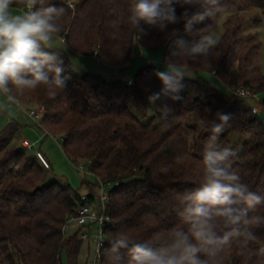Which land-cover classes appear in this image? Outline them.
Here are the masks:
<instances>
[{
    "label": "trees",
    "instance_id": "1",
    "mask_svg": "<svg viewBox=\"0 0 264 264\" xmlns=\"http://www.w3.org/2000/svg\"><path fill=\"white\" fill-rule=\"evenodd\" d=\"M48 3L68 8L58 35L67 47L91 54L100 65L127 68L138 45L162 48L164 57L169 55L171 40L155 27L144 25L145 34L137 39L127 22L129 0H45ZM251 9L259 12L255 21L264 19V0H220L211 21L194 26L211 23L213 27L222 11H232L223 24L220 44L206 60L186 68L182 100H158L159 110L150 117L148 96L162 87L154 73L163 70L153 62L141 66L131 81L107 80L99 73L77 72L65 52L57 49L63 53L65 75L70 77L66 87L57 90L55 97L42 87L21 98L20 103L28 107L44 105L41 126L57 133L72 163H87L95 178L118 182L109 190L111 220L99 264H108L105 250L114 233L124 231L137 241H149L153 232L179 224L173 209L177 195L199 179L210 132L198 121L202 116L212 118L208 109L212 114L222 110L231 115L219 144L237 150L231 168L252 191L264 196V98L257 103L263 117L250 104L264 92L261 45L256 36L244 34L246 21L240 16ZM182 11L177 8V14ZM173 28L179 29L180 37L190 39L183 22L170 25L169 31ZM189 72L214 74L232 94L198 75L187 77ZM240 88L254 95L241 97L235 93ZM164 104L173 110L167 126L160 111ZM9 141L10 137L0 138V264H62L63 256L66 264H78L84 241L78 230L66 236L64 228L74 214L80 190L56 178L45 180L51 166L44 168L26 148H8ZM82 184L94 188V183L83 180ZM255 214L264 215V204L249 211L250 216ZM253 230L257 240L251 243V251L242 256L233 243L221 253V264H257L254 252L264 246V227ZM121 254L126 261L127 254L123 250Z\"/></svg>",
    "mask_w": 264,
    "mask_h": 264
},
{
    "label": "clouds",
    "instance_id": "2",
    "mask_svg": "<svg viewBox=\"0 0 264 264\" xmlns=\"http://www.w3.org/2000/svg\"><path fill=\"white\" fill-rule=\"evenodd\" d=\"M220 0H129L127 22L137 39L145 34L144 25L166 33L171 40L164 69L155 71L162 87L148 96L149 104L166 98L182 100L180 95L186 68L206 60L219 44L211 21L219 11ZM183 11L177 14V8ZM22 9V10H17ZM196 9V11H190ZM68 8L45 0H0V97L19 105L21 98L37 89H46L55 97L70 78L65 75L63 53L56 49L55 38L62 32V20ZM183 22L184 33L170 25ZM131 83V82H130ZM166 122L172 113L168 104L160 107ZM200 127L210 132L205 142L199 179L190 190L177 195L173 209L179 224L155 231L149 241H137L127 232L118 231L109 239L108 264H221V253L235 243L246 256L257 240L253 229L264 227V215H249L264 196L250 189L230 160L237 150L219 144L220 136L232 119L217 110H206ZM198 113V111H197ZM102 247V242H101ZM127 254V260L121 254ZM257 264H264V246L254 252Z\"/></svg>",
    "mask_w": 264,
    "mask_h": 264
},
{
    "label": "rangeland",
    "instance_id": "3",
    "mask_svg": "<svg viewBox=\"0 0 264 264\" xmlns=\"http://www.w3.org/2000/svg\"><path fill=\"white\" fill-rule=\"evenodd\" d=\"M77 0H69L73 3ZM73 8V4H69ZM22 10V9H17ZM231 10H224L220 13L216 24L212 27L213 34L220 39L224 31V22L231 14ZM241 18L246 21L243 27V32L247 36H256L261 45L259 67L264 71V19L255 21L258 18L259 12L257 9H251L240 13ZM55 47L65 52L66 57L72 62L77 72H94L103 75L107 80H127L131 81L135 72L147 62H153L158 67L164 69V50L162 48L149 49L145 47H136L135 56L129 66L125 69L119 67L102 64L91 54H78L70 50L64 41L57 36L55 38ZM203 79L211 81L220 91L226 94H232L231 90L222 83L219 78L212 73L199 72L197 74ZM195 73H187V77L196 78ZM264 98V92L257 94L256 97L250 100L251 105H256L259 109L258 114L263 117L257 103ZM36 106V104L30 105ZM27 104H9L4 98L0 97V138L10 137L8 148H21L20 142L27 139L35 142L32 150L25 149L29 155H34L37 149H40L48 158L50 168L46 169V179L56 178L61 182H67L73 188L79 189L80 193H88L89 188L86 184H82L83 180L94 183L96 178L89 172L88 164L84 163L83 169L72 163L69 157L65 154L61 146L60 138L57 133H53L46 129L48 133L43 135L42 128L31 120L26 110ZM159 108L156 104H150L148 117L155 115ZM78 226L75 223H70L64 228L66 236L73 234ZM94 253V245L83 242L80 247L78 264H90ZM62 264H66L65 256L62 258Z\"/></svg>",
    "mask_w": 264,
    "mask_h": 264
},
{
    "label": "built area",
    "instance_id": "4",
    "mask_svg": "<svg viewBox=\"0 0 264 264\" xmlns=\"http://www.w3.org/2000/svg\"><path fill=\"white\" fill-rule=\"evenodd\" d=\"M235 93L241 97L254 95L250 90L245 88H240L235 91ZM251 109L254 113L259 111L256 105H252ZM26 110L31 120H33L35 124L42 127L41 121L45 112L44 105L29 106L26 107ZM42 130L43 135L48 134V131H46L43 127ZM21 144L23 148L32 150L35 142L23 139ZM34 156L44 168L50 167L48 158L40 149L35 151ZM76 165H78L80 169H83L84 162H79ZM117 184L118 182L115 181H105L100 178H96L94 188L90 189L88 193L80 195L78 204L74 209V214L68 218L65 224V227H67L70 223L77 224L79 239L87 242L88 244L92 243L94 245L93 257L90 261L91 264H99L101 250L107 241L106 226L111 220L108 212L109 190Z\"/></svg>",
    "mask_w": 264,
    "mask_h": 264
},
{
    "label": "crops",
    "instance_id": "5",
    "mask_svg": "<svg viewBox=\"0 0 264 264\" xmlns=\"http://www.w3.org/2000/svg\"><path fill=\"white\" fill-rule=\"evenodd\" d=\"M40 140V137H38V139L36 140V141H39ZM35 141V142H36ZM21 142H22V140H21ZM21 142H20V146L22 147V144H21ZM23 148V147H22Z\"/></svg>",
    "mask_w": 264,
    "mask_h": 264
}]
</instances>
